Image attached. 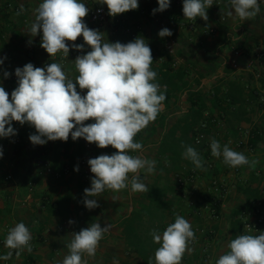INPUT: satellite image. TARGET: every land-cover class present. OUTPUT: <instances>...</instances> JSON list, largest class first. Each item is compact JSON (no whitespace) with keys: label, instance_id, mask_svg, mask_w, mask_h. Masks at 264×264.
I'll return each instance as SVG.
<instances>
[{"label":"crops","instance_id":"0c3cea01","mask_svg":"<svg viewBox=\"0 0 264 264\" xmlns=\"http://www.w3.org/2000/svg\"><path fill=\"white\" fill-rule=\"evenodd\" d=\"M9 1L12 3L10 6H8ZM42 2L43 0H0V60H3L0 64V86L9 93V97L17 87L11 81L16 68H23L27 63H32L35 67H44L46 64L59 62L63 64L69 77L74 79L78 73L74 69L73 61L77 56L91 50L85 45L83 51H77L71 47L73 42H68L70 51L67 58L62 53L50 57L40 46L42 33L33 37L29 32L34 21V10ZM81 2L85 3L89 10L101 5L96 0H81ZM138 3L139 7L136 10L115 17L108 14V20L104 25L85 23L90 29L101 33L110 30L111 36L105 38L108 42L118 41L126 44L137 37H142L149 44L153 33L161 30L158 28L159 23L165 22L172 32V35L168 36V41H174L176 50L183 46L177 43L173 35L178 30L177 24L182 25L189 20L183 15V0H171L167 10L155 14L153 9L159 7L158 0H151L148 4L149 11L139 12L146 3L145 0H138ZM258 3L260 12L256 17L242 21L235 15L230 0H213V5L207 9L208 20L197 17L196 30L184 38L185 40L183 39L186 45L185 58L176 57V60L192 72L191 79L196 76L195 71L201 69V65L206 66L210 74L202 78L200 84L205 95L216 84L227 86L233 80L247 84L246 89L248 87L260 90L261 85L264 84V65L256 59V55L264 52V0H258ZM21 5L25 11L17 16L16 13ZM105 6L107 8V5ZM228 11H233L231 17L226 14ZM172 20L176 22L175 26L171 23ZM210 28L215 29L214 35L207 34ZM127 30L134 35L127 34ZM75 43L84 44L83 37H79ZM160 62L161 60L157 61ZM5 71L9 73L7 78L4 76ZM218 80H221L220 83H217ZM77 91L81 95H86L87 90H80L77 85ZM187 95V92H184L174 98L168 108L162 106L160 113L167 115L169 124H173L180 115L187 112L189 108ZM245 104L249 111V115L245 116L248 121L241 120L237 124L236 121H232L228 124L226 116L220 127H212L205 140L206 156L202 157L206 166L192 181L182 180V185L170 194L173 212L161 222L163 227L174 223L177 215L183 216L191 224L199 240L189 244L191 251L184 253L181 264H216L219 257L227 253L229 227L236 214L241 212L240 217L243 220L245 213L257 210L264 217V196L254 203H247L239 191V187L251 185L254 188H261L264 193V137L260 134L254 146L251 145V139H255L254 133L264 132V111L259 110L252 100H247ZM211 110V108L207 109L205 115H210ZM211 112L215 115L214 111ZM12 127L16 131L15 135L0 137V148L3 150V156L0 158V257L12 251V258L9 259L12 263L21 261L22 264H49L53 261L55 252L56 258L63 260L69 254L67 245L73 238L74 232H79L96 222L101 227L106 226L102 206L108 189L106 194H100L95 198L89 197L96 199L99 207L86 208L78 188L79 185L86 187V180L92 174L88 164L93 152L91 147H87V144L82 153L78 154V147L74 145L73 163L62 156L56 159L57 152L50 141L44 145L32 144L29 137L36 134L33 126L28 123L21 125L13 121ZM159 133L160 131L157 130V133L152 135L149 126L143 129L139 140L143 149L134 152L133 155L155 160L154 153ZM16 139H20L21 147L16 146ZM212 139L217 140L222 148L227 144L232 150L243 153L250 162L256 160L258 163L255 168L249 165L231 167L224 164L222 155L217 158L211 154ZM240 140L243 144L238 147L236 143ZM36 151L40 153L37 161L31 158L32 153ZM43 163H47L48 168H45ZM77 167L78 171L75 170ZM55 168L66 169L64 175L59 178L55 176L52 173ZM86 171L90 174L87 179L84 178ZM140 172L147 174L146 170ZM155 175L156 172L150 173V180L154 179ZM141 193L132 192L130 187L115 192V211L113 208L109 209V212L115 214V222L131 210L130 207L127 211L123 210L127 198L130 202H135ZM68 194L71 195L70 202L63 214L58 209L54 210L50 207V205L58 206ZM108 217L113 221L110 214H107V219ZM70 220L74 223L69 224ZM21 222L32 234L30 242L32 252L29 253L25 249L17 257L16 250L5 246V240L8 231ZM205 229L209 234L208 243L201 238ZM260 232H264V226L259 232L253 233L246 232L242 227L238 235H259ZM102 239L95 257L86 255L83 257L87 259L88 264L100 262L101 254L98 255V251L101 252ZM204 245L207 248L206 252L202 249ZM98 259L99 262H96ZM5 261L0 259V264Z\"/></svg>","mask_w":264,"mask_h":264},{"label":"clouds","instance_id":"9594fccd","mask_svg":"<svg viewBox=\"0 0 264 264\" xmlns=\"http://www.w3.org/2000/svg\"><path fill=\"white\" fill-rule=\"evenodd\" d=\"M107 5L108 14L117 16L139 7L138 0H96ZM171 0H158L159 7L153 14L163 12L170 6ZM234 13L240 20L253 19L260 12L258 0H230ZM213 0H183L184 18L195 22L197 17L208 20L207 9ZM25 11L21 5L16 13L19 16ZM89 8L81 0H43L34 10V21L29 32L31 36L42 33L40 46L55 57L62 53L69 55L68 42L71 47L83 51L87 45L91 50L75 58L74 69L78 73L70 78L63 64L52 62L44 67H35L27 63L23 68L15 69L18 86L9 93L0 86V137L16 134L12 122L21 125L28 123L36 130L30 135L33 145H44L48 141H67L84 138L103 149L111 146L116 151L112 155H100L88 160L93 175L91 187L84 189L83 203L88 209L99 207L95 198L106 189L119 192L130 186L132 192H148V187L140 181V170L147 173L155 171V160L139 155H130L143 149L136 142V135L155 121L166 96L156 83L157 73L152 70L153 56L148 43L142 37L131 42H108L105 34L90 29L84 22ZM233 15V11L226 13ZM158 35L168 37L171 30L163 28ZM84 44H76L79 37ZM31 43V40L29 41ZM3 60H0V64ZM5 78L9 76L4 72ZM87 90L86 95L77 91ZM94 123L85 125V121ZM211 154L223 156V163L237 167L249 165L255 168L258 161L232 150L227 144L212 139ZM184 157L190 159L196 168H203L199 153L187 146ZM3 150L0 148V158ZM78 171V167L75 169ZM130 174L131 178H130ZM74 221H69V224ZM111 225L104 227L96 222L89 227L73 233L67 245L69 254L62 264H88L83 257H95L96 250L104 234ZM153 241L160 245L155 252L156 264H181L186 251L190 252L189 243L194 241L195 234L191 224L180 215L175 222L168 225L162 236L151 233ZM32 234L23 223H17L8 231L5 246L16 250L19 257L25 249L32 252ZM230 251L221 255L216 264H264V232L259 235H238L228 245ZM8 251L0 257L3 260L12 258ZM113 264H119L113 259Z\"/></svg>","mask_w":264,"mask_h":264},{"label":"trees","instance_id":"16d2710c","mask_svg":"<svg viewBox=\"0 0 264 264\" xmlns=\"http://www.w3.org/2000/svg\"><path fill=\"white\" fill-rule=\"evenodd\" d=\"M145 3L146 5L143 6L139 12L141 10L149 11V3ZM188 21L182 25H176V22L173 20L171 22L174 26L176 25L179 30L173 34L177 43L183 45L176 50L174 55H170L166 51L165 44L168 41V37L161 38L158 35L160 30L153 33L151 41L148 44L153 56L151 67L152 70L157 73L155 82L160 85L161 92L166 96L163 105L165 108H168L170 102L174 98L187 92L189 108L187 112L180 115L173 124H169L167 115L160 112L155 121L149 123L148 126L150 127V133L152 135L157 133V130L160 131L159 140L157 141L154 153L156 158L155 178L147 185L149 191L142 192L139 195V198L133 203V208L129 213L115 222L118 238L122 241L126 250L134 254L141 264H156L155 252L160 245L153 241L151 233L155 231L162 236L165 231L161 222L165 220L166 217L172 215V204L169 197L172 192H175L177 188L180 187L178 183L179 180H185L187 182L192 181L198 172L206 166L202 158L204 155L206 156L204 152L206 144L204 142L201 145H195L194 141L197 134L203 133L207 137L212 127H220L225 121L226 116L228 118V124L232 123V121H236V124L241 120L248 121L247 117H245L249 115V111L245 104L247 100L254 101L255 105L261 110L258 105L259 90L256 88L247 87L246 89L247 84L233 80L230 81L227 86L216 84L211 91L205 95L200 84L201 79L210 74L206 70V66L200 64L201 69L195 71L196 76L193 79H191L192 72L188 70L185 65L179 63L173 67L176 57L185 58L184 49L186 45L183 39L188 37L197 28L194 22V27L189 29ZM163 23L165 24V28H167V23ZM158 28L161 29L159 25ZM256 59L260 64L264 65V52L256 55ZM158 60H161V62L157 63ZM196 65H194V67H196ZM214 65L216 64L214 63ZM220 81L221 80H218L217 83H220ZM263 87L264 84L261 85V88ZM209 108L212 109L211 111L215 112V115H212L213 112L211 111H209V113H211L210 115H205V112H207ZM89 123H94V121H85V125ZM203 124H205V127H202ZM141 132L142 131L136 135V142H139ZM260 134V131L254 133L253 138L255 139H251L252 146L257 142V138ZM20 142V139H18V142H16L17 147H21ZM50 144L57 152L56 159L62 156L72 163L74 162V145L78 147L77 153L81 154L82 150L85 149L88 144L93 150L91 158H96L101 153L112 155L116 151L111 146L101 149L95 143H89L84 138L73 140L71 135L67 141H50ZM187 146L193 147L199 153L203 161V168H196L190 159L184 157L183 154ZM133 154L134 152H130V155ZM39 156L40 153L36 151L32 153L31 158L37 161ZM65 170L64 168H55L52 170V173L59 178L64 175ZM93 175L94 174H91V177L86 180V187L79 185L78 192L83 199L85 198L84 189L91 187ZM139 176L140 181H143L145 174L139 172ZM239 191L247 203H254L264 196L261 188H254L251 187V185H246L243 188L239 187ZM102 194H106V190ZM70 197L71 195L68 194L58 206L50 205V207L54 210L58 209L59 212L63 214L70 202ZM240 215L241 212L236 214V217L230 223L229 243L238 236V232L243 227ZM229 251L230 249L228 247L227 252Z\"/></svg>","mask_w":264,"mask_h":264},{"label":"built area","instance_id":"2783aa9c","mask_svg":"<svg viewBox=\"0 0 264 264\" xmlns=\"http://www.w3.org/2000/svg\"><path fill=\"white\" fill-rule=\"evenodd\" d=\"M145 2L150 3L151 0H145ZM11 4H12L11 1H9L8 6H10ZM107 16H108V12H107L106 6L103 4L97 5V6H94L93 8H91L89 10L88 15L84 18V22H90V23L95 24L97 26H101L107 22V20H108ZM222 21H224V19H222ZM188 24H189V29H192L194 27V21L189 20ZM159 27L161 29H163V28H165V24L163 22H161V23H159ZM126 32H127V34H131L132 36L134 35L131 33L130 30H127ZM214 33H215L214 28H210L207 30L208 35H213ZM165 49L168 52V54L174 55L176 52L174 41L173 40L167 41L165 44ZM178 63L179 62L176 60L175 63L173 64V67L176 66ZM17 79L18 78L15 75H13L11 77V81L16 86H18ZM258 105H259L261 111H264V87L258 91ZM202 127H205V124H203ZM261 136L264 137V132L261 133ZM205 140H206V136L203 133H199L195 137L194 143H195V145H201L205 142ZM16 142H18V139H16ZM242 144H243V141L240 140L236 143V146L240 147V146H242ZM87 147H89V145H87ZM40 163L42 164V162H40ZM43 166L45 168H48L47 163H43ZM89 176H90L89 172L86 171L84 174V178L87 179V178H89ZM9 178L10 177L8 176L7 179H9ZM179 183H180V185H182L183 181L179 180ZM242 221H243L242 222L243 228L245 229L246 232H252V233L253 232H259L260 229L264 226V217L257 210L256 211L254 210L253 212L245 213L243 215ZM167 226L168 225L164 226V230H166ZM196 240H197V237L195 235L194 241H192L190 243H194V242H196ZM202 249H203V252H206V250H207L205 245L202 247ZM5 264H7L6 261H5Z\"/></svg>","mask_w":264,"mask_h":264},{"label":"rangeland","instance_id":"374dc122","mask_svg":"<svg viewBox=\"0 0 264 264\" xmlns=\"http://www.w3.org/2000/svg\"><path fill=\"white\" fill-rule=\"evenodd\" d=\"M101 31H103V30H101ZM103 33L105 34V38L111 36L110 30H104ZM149 175H150V173H147V174L145 173V178L143 181H141L146 186L151 182V180H150L151 177ZM138 193H141V192H138ZM213 194H214V192H213ZM107 198H108V200H107ZM133 203H134V201L130 202L127 198L126 204H124L125 206H124L123 210L127 211L129 207L132 209L133 205H134ZM110 204H112V205H110ZM112 208L115 211V191L108 190V194L105 197L104 205L102 206V210H103V216L106 217V219H104L105 224L106 225L110 224L112 227H111L110 231L105 233L103 236L101 252H99L100 250L98 251V255L101 254V255H99L100 262H99V259L96 262H99L98 264H113V259L115 258L119 261V264H141L139 262V260L134 256V254H132L126 250L122 241L118 238L117 230L115 229V225H113L115 223V221H114L115 220V214L113 215L112 212H109V209H112ZM107 214L108 215L110 214L111 218L113 217V221H112V219H109V217L107 219ZM205 230H203V232H202L203 235L201 238H202V240L206 241V243H208L207 238L209 237V234L207 232V229H205ZM199 239H200V237H199ZM197 241H199V240L197 239L196 242ZM189 246H191V245H189ZM26 251H27V249H26ZM22 252H24V250ZM53 254H54L53 261H51V263H49V264H62L63 260L60 258H56L57 255L55 254V252ZM6 261H7V264H22L21 261H19L18 263H14V262L12 263L10 260H6ZM2 264H5V262ZM45 264H48V263H45ZM89 264H91V263H89Z\"/></svg>","mask_w":264,"mask_h":264}]
</instances>
